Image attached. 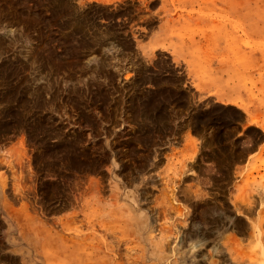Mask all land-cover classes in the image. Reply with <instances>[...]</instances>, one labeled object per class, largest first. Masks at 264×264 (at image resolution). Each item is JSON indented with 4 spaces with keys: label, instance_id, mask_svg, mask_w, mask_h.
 I'll list each match as a JSON object with an SVG mask.
<instances>
[{
    "label": "rangeland",
    "instance_id": "374dc122",
    "mask_svg": "<svg viewBox=\"0 0 264 264\" xmlns=\"http://www.w3.org/2000/svg\"><path fill=\"white\" fill-rule=\"evenodd\" d=\"M0 264H264V0H0Z\"/></svg>",
    "mask_w": 264,
    "mask_h": 264
},
{
    "label": "bare ground",
    "instance_id": "6f19581e",
    "mask_svg": "<svg viewBox=\"0 0 264 264\" xmlns=\"http://www.w3.org/2000/svg\"><path fill=\"white\" fill-rule=\"evenodd\" d=\"M159 213V212H158Z\"/></svg>",
    "mask_w": 264,
    "mask_h": 264
}]
</instances>
